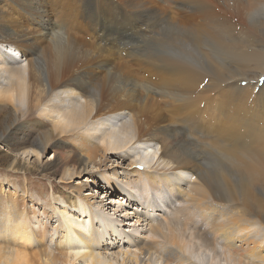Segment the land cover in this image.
Wrapping results in <instances>:
<instances>
[{
    "label": "bare ground",
    "instance_id": "bare-ground-1",
    "mask_svg": "<svg viewBox=\"0 0 264 264\" xmlns=\"http://www.w3.org/2000/svg\"><path fill=\"white\" fill-rule=\"evenodd\" d=\"M54 1L58 5L55 13L52 10L50 12L56 17L52 22L45 13L49 10L46 5H51ZM64 1L66 0H0V105L7 102L12 107V116L10 115L12 119L10 118L1 130L0 139L8 143L10 136L15 134L11 127L19 124V117L29 116L35 111L37 118L30 123L40 127L45 124L41 120L48 119L52 124L50 130L41 133L39 130L40 135L36 140L22 142L26 144L22 152L34 155L37 160L41 151L51 148L56 158L55 167L66 168L69 165L67 160L71 161L73 157L69 158L61 154L63 144L53 140L55 133L60 134L61 137H76L78 146L82 147L80 149L82 153L78 159L76 158V164H72L73 169L84 166L86 162H94L93 158L96 155L104 159L107 158L106 155L128 157L130 167L125 170L127 176L123 181L120 179L122 191L117 186L121 185L117 184L118 176L115 171L106 176L103 186L95 182L93 185H97L100 189H110L112 195L113 193L124 195L123 198L125 197L129 203L136 205L137 201L139 206L146 210L141 212L142 209L135 208L136 212L134 211L133 215L136 216L137 221L153 218L159 211L155 207L164 206L167 200L170 202L174 199V202H180L176 194L180 195L181 185L192 179L187 185L186 197L181 200L173 215L164 217V226L158 223L151 224L150 230L155 235L156 233L161 235L163 240H138L135 243L137 253L154 252L160 264H175V262L177 264H264V195L255 193L258 174L264 172V134L255 131L258 125L264 126L258 121L260 117L252 114L249 119H245V114L232 116L229 122L230 126L232 124L236 126L235 132L229 130L230 126L225 132L226 135L232 136L230 139H234L236 143L226 144L224 141V144L222 139L219 140L220 135L218 140L222 143H216L218 140L212 139L211 135L212 140L208 141L207 136L205 137L207 142L201 138L199 143L195 135L197 132L195 122L182 126L173 122L164 124L163 117L147 122L148 116H143L145 113L142 114L141 106L133 102V95L128 94L130 90L124 85L110 80L111 83L108 84L111 91H108L107 88L104 89V85L97 87V83L88 76L91 73L89 70L91 66L104 67L105 52L110 48L108 45L117 47L121 53L126 54L123 56H128L132 61L134 56L131 55V50H126L129 44L125 42L127 40L125 33L132 36L138 33L137 35L141 34L140 38L145 40L147 45L152 41L151 43L164 53L160 55L159 52L160 54L156 55L155 52L150 51V46H146L149 50L145 47L143 50L147 53L142 51L139 52V56L137 55L140 58L143 56L144 60L157 64L164 70V75L160 77L162 83H154L164 86L165 89L159 91L161 95L181 102L187 108L198 102L191 97L197 91L199 93L197 95L206 100L214 96L211 92L217 90L216 94L214 92L216 99L224 97L219 103L222 105L229 103V93L232 91L229 90V83L236 84L234 89L238 92L246 93L248 89L245 90L243 86L237 85L240 82V79H237L240 74L231 76L235 70L240 69L238 66L242 68L252 63L259 66L260 70L264 68V50L261 48L260 39L254 33L263 29L264 22L256 19L255 16L259 14L264 16V0H244V5L232 4L239 3V0H189L188 5H183L186 8L183 6L181 9L178 8L183 12L181 17H186L187 20L183 25L181 21L176 24L175 20L171 19V15V18L163 20L167 11H158V4L153 0H89L90 3L92 1L91 12H97V17L83 21V16H80L82 19L80 22L81 24L87 22L83 23L85 27L91 26L90 31L93 36L90 38L95 40L91 43L93 46L71 38L68 31L67 35L63 34V31L68 30L66 26L69 22L68 6L71 5L76 11L85 3L83 0H67L70 3L64 6ZM167 5L170 6V4L163 5L164 9ZM187 6L193 9L189 10L191 13L203 18L198 21L199 24L193 20L191 23L188 17L193 15L187 13ZM229 6L232 8L231 12H236L232 16H229ZM205 7L209 14L205 10L202 11ZM216 7L224 10L226 7L228 12H225L229 20H225L227 18L225 15V19L219 20L220 14L214 13ZM124 12L125 18L120 20L119 17ZM158 16L162 19H157ZM77 17H79L78 13ZM139 19L144 25L147 22L152 23V29L156 31L144 32V28L136 23ZM28 22L34 23L32 31L28 29L30 25ZM174 31H180V36L177 37L176 42L173 40L175 46L171 48L168 45L172 42L171 37L175 36ZM72 46H77V49L74 50ZM93 50L96 58L90 57ZM168 50L172 53H168ZM138 57L135 58L140 60ZM229 64L234 69V71L230 70V76L227 74L229 69L226 68ZM231 78L233 80H230ZM224 84H227L225 85L227 87ZM104 92L110 93V97L104 95L106 94ZM236 95L232 96L236 97ZM119 96L124 98L115 106L107 103ZM161 101L164 104L163 100ZM4 106L8 105L4 104ZM212 114L213 110H211ZM202 118L196 119L198 125L204 123L207 126L215 123V118H211L209 122ZM191 120L193 119L190 118ZM239 120L243 123H239ZM241 128L242 133L245 131L247 132L245 135L250 137L246 138L244 135L245 140H243L240 137L242 133L240 135L236 133ZM200 129L204 131L203 128ZM176 134H188L190 140L193 139L189 145L194 144V149L201 150L202 147L200 146L199 149V145L208 144L209 153L211 152L212 155L215 148L219 150L229 164V181L235 182L228 183L225 177L228 175L227 170L225 173H220L221 177V174L227 173L222 179L210 175L201 163L200 151L194 154L183 150L182 145L180 146L175 140ZM8 157L5 162H9V171L22 169L23 166L16 158L9 160ZM156 168L167 170L171 174L166 177L168 184L161 175L153 174L156 173ZM69 177L67 176V179ZM39 179L37 181H40ZM37 181L33 180L34 183ZM70 187L69 192H61V195L68 206L77 207V210L71 213L61 208L58 210L60 218L57 222L51 217V213L44 211L48 221L46 217L44 219L46 222L41 220L42 226L34 225L29 212L24 208L20 209L21 200L18 197L14 198L7 193L3 199L0 195V236L5 238L2 241L4 245L0 244V264H72L78 259L87 264H116L112 261L113 257L110 260L103 258L100 249V254L96 252L103 240L100 231L104 224L110 232L119 235L111 228L113 222L111 219L104 220L102 216L99 217L93 212L95 226L90 227L88 215L85 216V209H82L84 202L89 204L91 199L98 205L102 201H97L96 195H92V192L83 191L90 188L87 182H80ZM103 206L107 207L105 203ZM218 215L219 217L222 215L225 219L216 222ZM196 216L203 224L197 223ZM60 219L61 226L58 225ZM125 219L127 220L126 217ZM255 224L262 228L253 229ZM58 226L63 230V240L59 242L65 243L63 248L66 249L59 248L58 252H52L44 241L47 232L53 227L57 229ZM208 233L213 234L211 238L208 237ZM33 248L35 249L32 250ZM137 257L136 254L133 258L136 263Z\"/></svg>",
    "mask_w": 264,
    "mask_h": 264
},
{
    "label": "rangeland",
    "instance_id": "rangeland-1",
    "mask_svg": "<svg viewBox=\"0 0 264 264\" xmlns=\"http://www.w3.org/2000/svg\"><path fill=\"white\" fill-rule=\"evenodd\" d=\"M135 1H137V0H135ZM153 1L158 4V9H159L158 11H162V10H163V12H165V10L167 11L165 14L166 18L163 20H166L167 18L168 19L171 18L170 17V15H171L172 16L171 19H174L176 24L180 23V21H181L182 25L186 23V21H187L186 17L182 18L183 12L178 10V8L181 9V6L188 5L189 2H187V1H189V0H167V2H164V0H153ZM55 2L56 1H54L51 5L50 4L46 5L47 10L48 9L49 10L45 14L49 18V20L52 22L54 20H56V17H54L55 15L50 14V12L56 11L58 3H55ZM66 2H67V0L63 2L64 6H68V4L70 3V2H67V3ZM83 2H85V3H83V7H79L81 9L78 8V9H76V11L71 7V5L68 6V9L70 11L69 12V22L70 23L69 22L66 23L68 30L63 31V34H66V32L68 31L67 33L71 38H75L80 42H84L85 44L90 45L91 43L95 42L94 39L90 38V36L91 37L93 36V34L90 31L91 26L88 28L87 26L85 27L83 25V23H87V22H83L81 24L82 19L80 18V16H83V21H84V19H89V20L91 19L92 20V19H95L97 17V12H91L92 1L90 3L89 0H83ZM238 2L239 3H232V4L244 5V3H245L244 0H239ZM165 3L170 4V6L167 5L166 8L164 9L163 5H166ZM241 5H236V6H241ZM89 6H90V8H89ZM183 8H186V7L183 6ZM187 9H188V10H186L187 13L189 15H193V17L187 15V16H189L188 18L191 19L190 20L191 23H193V21L198 22L199 20L200 21L203 20V18H199V17L195 16L194 13L190 12L191 10H193L192 8L189 9V6H187ZM205 9H206V7L203 8L202 11H204ZM225 11L228 12L226 7H225V10L216 7V9L214 10V13L216 12L215 15L220 14L221 16L219 15V20L222 21L223 19H225L224 15L226 17L228 16V15H226ZM231 11H232V8L229 6V16H232L236 13V12L233 13ZM77 13L79 14V17H77ZM206 13L209 14V11H206ZM125 16H126V13L124 12L120 15L119 19L123 20L125 18ZM160 17L158 16L157 19H162ZM255 18L264 22V16L261 14H259L258 16H255ZM232 19L235 21V18L232 17ZM225 20H229L228 17ZM137 21H139L140 23L139 22H136V23L139 24L140 27L144 28V32L145 31H147V32H155L156 31V30L152 29V27H153L152 23L150 24L147 22L146 25H144L143 23H141L142 20L139 19ZM146 21H147V18H146ZM182 21H184V22H182ZM199 23L200 22H198L197 24H199ZM28 24H30V23L28 22ZM240 25L242 26V23ZM178 26H180V24ZM33 27H34V23L28 25V29H30L31 31H32ZM71 28H73V29H71ZM252 32H254V31H252ZM139 33H142V32H139ZM254 33L257 35V38L260 39L261 48H263V50H264V25H263V29H261V31L258 30V31H255ZM128 34L129 33H127V32L125 33V35L127 36V40H125V42L127 43V45L129 44L127 46L126 50L127 51L131 50V53H132L131 55L134 56L133 60L130 61L128 56H123L126 54L121 53V50L118 49L117 47L112 46V45H108L110 48L105 52L106 57L103 59V63H104V67H102L103 69L101 68V66L100 67L91 66L89 68L91 73L88 74V76H89L90 80H92L94 83H97V87H99L100 85H104L105 86L104 89L107 88L108 91H111V89L109 88L110 85L108 84V83H111L110 80L113 83H120V84L124 85L125 88H127V90H130L128 94H131V96L133 95L132 96L133 102L136 103L137 105L141 106L142 114H143V112L145 113V115H143V116H145V117L148 116V118L146 119L147 122H150V121L153 122V121L159 119L160 117H163L162 120H164V122H163L164 124L167 122H173L176 125L182 126V125H189L190 122L191 123L195 122V124L197 126V132L195 135L197 136L196 138L199 139L198 140L199 143H201V138L205 139V137L207 138V136L209 138V139L207 138L208 141L212 140V139L217 141L218 138L221 136V138H219V140L222 139L221 141L223 143L225 141L226 144L227 143L230 144L229 142H231V143L237 142L234 139L231 140L230 137L232 138V136L226 135L227 132H225L226 128L227 127L229 128V126H230L229 121L233 115L245 114V119H249L251 114L255 115V116L257 115L258 117H260L258 119V121L261 122L262 125H264V123H263L264 122V107H262V102L264 101V68H263V70H260L259 66H256L250 62L251 64L249 66H245V67L243 66L242 68L240 66H238L240 69L234 71V69L231 68V66H232L231 64H229V66L226 65V68L229 69V71L227 69L228 73L227 72L226 73L229 76L231 74L230 73L231 69L234 71L231 74V76H235V75L240 74L237 77V79H240V82L237 83V85L243 86V88L245 90L247 88L249 90L247 89L246 93H243V91L238 92L234 89V88H236V84L229 83V90L231 89L232 91H230V93H229V95H230L229 96V103H226L224 105L219 103L220 101L224 100V97H219V98L217 97V99H216L215 94L218 92L217 90L211 92L214 96L213 97L208 96L210 98H207L206 100L202 99L204 97L197 95V93H198V91H197V93L195 94L196 97L194 94L191 95V97L193 99H195V101L198 100V102H201V103H199L201 106L198 104V102H195L194 106L189 105L187 108H185L181 102H178L176 100H171L166 95L160 94V92H159L160 89H162V90L165 89V88H163L164 87L163 85L160 86V85L154 84V83H162L160 80V77L164 75V70L161 67H159L157 64H154L152 62L150 63L147 60H144L143 56L141 58L138 57L140 55V53H142V51L146 52L143 50L144 47H145V49L147 48L146 50H149V48L146 46H150V48H151L150 51L155 52L156 55H159L161 52L156 47V45L152 44L151 43L152 41L149 42V44L147 45L146 41L140 38L141 34L137 35L138 34L137 33L134 36H132L131 34H129V35ZM174 35H175L174 37L173 36L171 37L172 42H170V45H168V47L172 48V46H175V43H173V40L175 42L177 41V39L180 36V31L179 32L174 31ZM150 43L152 45H150ZM144 44H146V45L144 46ZM251 44H252V42H251ZM72 47L74 50L77 49V46H72ZM167 52L172 53L170 50H168ZM162 54H164V53L162 52L160 55H162ZM90 57L96 58V53L94 52V50L90 53ZM135 57H138L140 60L136 59ZM90 63H93V62H90ZM245 71H247V72H245ZM241 73H242V76L244 77L243 79H242ZM111 74L112 75L114 74V77H112ZM219 75L220 74H218V76ZM230 80H233V78H231ZM202 82H200V83H202ZM153 85H155V86H153ZM225 85H227V84H224V86ZM147 86H148V90H152V91H148ZM150 86H151V88H150ZM225 87H227V86H225ZM231 87H233V89ZM200 88H203V87H200ZM214 92H215V94H214ZM104 93H106V92H104ZM240 93H241V95H240ZM104 95H107L108 98L110 97L109 96L110 93L109 94L106 93ZM232 95L233 96L236 95V97H233ZM197 96H199L201 99H199V97H197ZM116 98L117 99H112L113 101H107V103L109 102L110 106H115L118 103V101L120 103L121 102L120 100L123 99L124 97L119 96ZM161 100H163L164 104H162ZM174 101H175V103H174ZM167 102H169V103H167ZM176 102H178V103H176ZM1 103H3V102H1ZM4 104L8 105V106H4ZM4 104L0 105V132L3 129V127L10 121V118L12 119V117H11L12 116L11 115V108L12 107L7 102H4ZM202 105L203 106L205 105V106L203 107ZM1 107H2V109H1ZM208 107L209 108L212 107V109L209 110ZM182 109L184 112L182 111ZM211 110H213L212 115H211ZM30 114L31 115H29V116H20L19 117V124H18L19 126L13 125L11 127L12 130L14 129L15 134H12L10 136L8 143H7V141L5 142L2 139H0V195H1V197L4 199V197L6 196L7 193L10 195H13L14 198L18 197L19 200H21L20 209L24 208L29 212L31 220H32L31 222L34 225H38V224L41 225L42 222H46L44 220L45 217L47 218L44 211L51 213V217H53L54 221L57 222V219L60 218L59 217L60 212L58 210H60L61 208H65L67 210V212L69 210V212H71V213L73 211L77 210L76 209L77 207H72V206L67 205L63 196L61 195V192H65V193L69 192L70 188H71L70 186L78 184L80 182H87L89 184L90 188H86L83 191H85V193L92 192V195H96L97 201L98 200L102 201L101 204L98 205L94 201H93L94 202L93 203L92 199H91L88 202L89 204H86V202H84L85 204L82 205V209L83 210L85 209V212H84L85 216L88 215L87 219L89 220L90 227L95 226V223L93 220L94 217L92 215L94 214L93 212H96L98 214V216L99 217L102 216L104 218V220L111 219V221L113 222L111 228H113L115 230V232H117V234L119 233V235H115L114 233L110 232L109 229L104 224V227L100 231V234H101L103 240L101 241L99 247L96 249V252L100 254V252L102 251L101 256H103V258H106V259L108 258V260H110V258L113 257L112 258L113 260L112 259L111 260L114 261L116 264H121V263H123V264H160V261H159L158 257H156L157 255L154 252L153 253L151 252V253L138 254L137 250H136V244L135 243L138 240L139 241L154 240V239H155L154 241L163 240L161 235H159L157 233L155 235L150 230L151 224L156 225L158 223L161 226H164V224H165L164 217H171L173 215V212L180 205L181 200L186 197V192L188 189L187 185H189L192 182V179H189L188 183L181 185L180 195H179V193L176 194L177 199L180 200V202H177V201L174 202V199H173V201L170 200V202H169V200H167L165 202L164 206H159V207L154 206L155 208H158L159 211H158V213H155V216H153V218L152 217L147 218V220L150 222H147V220L146 221H140V220L137 221V219L135 218L136 216L133 215L136 212L135 208L138 207V209H142L141 212L146 211L144 208H141V206H139L137 201H136V205L134 203H129L128 200L127 201L125 200L126 199L125 197L123 198L124 195H119L118 193H117V195L115 193H113V195H112V192L110 193V189H108V188H107V190L100 189V187H98L97 185H93V182H95L96 184H99V186H101V185L103 186L105 183L104 179L106 178V176L108 174H112V171H115L116 175L118 176V181H117L118 183L117 184L121 185V186H119V185H117V186L119 188L120 187L122 188L121 180L122 181L125 180V176H127L125 173V170H126V168L130 167L129 166V160L130 159L128 157L121 158L119 156H117L118 157L117 158L114 155H111V156L106 155L107 158L104 159V157L100 158L99 155H96V157L93 158L95 160L94 162L89 161V162H86L84 166L83 165L80 167L78 166L77 169H73L72 164H76V160L79 158L80 153H82V151L80 150L82 147L80 145L78 146V144H77L78 141L76 142V140H77L76 137L75 138L74 137L70 138V136L61 137L60 134L55 133L53 140L59 142V144H63V150H62L61 154L63 156H68L69 158L73 157L71 161L67 160V163H69V165L66 166V168L63 167L65 169L55 167L56 158L54 157V152L51 150V148H48V150H46V151H41L39 153L38 160H37L34 158V155L33 156L31 154L27 155V153L22 152V150L26 146V144H22V142L23 141L29 142V140L30 141L36 140V138L40 135L41 132H43L44 130L52 129V124H51L50 120H48V119L41 120L45 124L41 125L40 127L37 126L36 124H32L30 122L34 121L37 118V112L32 111ZM156 114H158L159 116ZM247 114H249V115H247ZM261 115H262V117H261ZM246 117H248V118H246ZM253 117L254 116H252V118ZM190 118L193 120L190 121ZM197 118H202V120L204 119L208 122L211 120V118H215V123H214V125L210 124L207 126H205L204 123H202L201 125L200 124L198 125V123L196 122ZM184 119H187V120H184ZM184 121H186L187 123ZM241 122L243 123L242 120H239V123H241ZM41 128H42V130H41ZM200 128H203L204 131H202ZM228 128H227V130H228ZM235 128H236V126L234 124H232L230 126L229 130H232L235 132ZM212 129H213V131H212ZM39 130H40V133L38 132ZM181 131H182V128H181ZM242 131L243 130L241 128L236 133L240 135L242 133ZM255 131L259 132L263 135L264 134V126L258 125V127ZM246 133L247 132L244 131L242 133L243 136L242 135L240 136L243 138V140H245V138H244L245 136H246V138L250 137V135H245ZM176 135H175V137H176L175 140L178 141V143H180L179 144L180 146L182 145L181 148L183 150L188 151V152H193L194 154L196 152L198 154V151H200L199 152V158L202 161L201 163L204 165V167H206V171L210 175H212L214 178L219 179L221 177L220 173H225L226 170L228 171V169H230L229 164L226 162L223 154L219 150H217L216 148H215L216 151H215V149L213 150V155H212L211 152L209 153L208 144L207 145H205V144L199 145V149L201 147L202 148H201V150H197V149H194V144L191 143V145H189L190 141H192L193 139L190 140V136L188 134H176ZM210 135L212 136V139H210L211 138ZM218 135H220V136H218ZM72 138H73V140H72ZM227 138H229V139H227ZM207 140H206V142H207ZM219 140L217 142L216 141L215 142L216 143H218V142L222 143ZM94 141L96 142V140H94ZM11 145H13V146H11ZM203 147H204V150H203ZM72 150H73V152H72ZM203 152H205V153H203ZM6 154H7V156L10 157V158L8 157L9 160L16 158L18 160V163L19 164L21 163L20 165L23 166L22 169H18L16 171H9V167H8L9 162H7V163L5 162L7 159L6 158L7 156H5ZM24 168H27V169L24 170ZM75 171H77L79 173H76ZM155 172L156 173H153V174H158V176L161 175L163 180L165 181V183L168 184L166 177L170 176L171 174L168 173L167 170L162 171V169L158 168L157 171H155ZM227 173H228V175H226ZM227 173L224 175L221 174L222 177L220 179L226 177L228 183L229 182H235V181H229V178H228L229 171ZM62 176H63V178H62ZM67 176L68 177L70 176V177L67 179ZM223 176H225V177H223ZM39 178H41V179H39ZM25 179H27L26 182H25ZM38 179L40 181H37ZM33 180L37 181V182L34 183ZM255 187H256L255 193L260 194V195H264V172L258 174L257 180L255 182ZM121 188H120V191H122ZM173 195H175V193ZM87 196L90 198V194H88ZM102 203H103V205L105 203L107 205V207L104 208ZM162 207H164L165 209ZM80 209H81V206H80ZM55 212H56V214H55ZM119 212H121L122 214L120 215ZM153 214H154V212H153ZM55 217H57V218H55ZM125 217L127 218V220L125 219ZM195 219H197V221H198V222L196 221L197 223L203 224L202 220L198 216H196ZM224 219H225V217H223L222 215H220V217H219V215H218L215 221L221 222ZM41 220H42V222H41ZM152 220H154V221H152ZM47 221H48V218H47ZM58 222H59L58 225L61 226V219ZM58 227H57V229H56V227H53L51 229L52 231L49 230L47 232V236L45 237V241H44L46 244V247L50 248V250L52 252H56V251L58 252L59 248H61L60 250L66 249V248L65 249L63 248V247H65L64 241H62L64 244H60L61 242H59V241L63 240V237H62L63 236V232H62L63 230L61 227H59V228ZM254 227L262 228L258 224H255L252 228L254 229ZM212 235H213L212 233L211 234L208 233V237L211 238ZM159 238H161V239H159ZM4 239H5L4 237L0 236V241H1L0 244L1 245H4L2 243V241H4ZM94 243L95 242H93V244ZM58 245H60V246H58ZM39 248L40 247H38V250H39ZM34 249L35 248H33L32 250H34ZM103 249H104V251H103ZM105 250H106V252H105ZM136 254L138 256L137 257V263L135 262V259H133L136 257ZM72 264H87V263L86 262L84 263V261H81L80 259H78V260H76V262H74ZM175 264H177V262H175Z\"/></svg>",
    "mask_w": 264,
    "mask_h": 264
}]
</instances>
